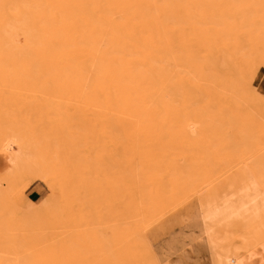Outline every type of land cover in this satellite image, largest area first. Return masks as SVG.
Returning a JSON list of instances; mask_svg holds the SVG:
<instances>
[{"label":"bare ground","instance_id":"6f19581e","mask_svg":"<svg viewBox=\"0 0 264 264\" xmlns=\"http://www.w3.org/2000/svg\"><path fill=\"white\" fill-rule=\"evenodd\" d=\"M261 67L264 0H0V159L8 168L0 201L28 202L27 187L40 179L51 195L19 206L12 224L47 221L64 233L60 245L17 250L13 263L81 264L86 204L104 205L101 182L113 171L107 203L114 204L116 264H132L144 237L133 223L144 212L153 222L174 199L167 183L192 181L171 179L165 167L174 140L164 132L168 113L245 111L264 122V94L253 87ZM12 96H19L15 108L6 101ZM40 98L53 100L50 113L63 125L58 116L38 118ZM198 124L181 126L185 140L203 141ZM105 143L114 170L101 165ZM257 169L195 179L192 228L213 264H264V173ZM140 174L158 177L143 199L131 187Z\"/></svg>","mask_w":264,"mask_h":264},{"label":"rangeland","instance_id":"374dc122","mask_svg":"<svg viewBox=\"0 0 264 264\" xmlns=\"http://www.w3.org/2000/svg\"><path fill=\"white\" fill-rule=\"evenodd\" d=\"M15 82H12V84ZM17 85L19 83L14 84V86ZM253 87L264 94V67L259 70L253 82ZM18 99L19 96H12L6 101L12 108H15ZM39 100L37 106L38 118L48 123V119L58 116L50 113V110L54 109L50 104L53 103L52 99L40 98ZM203 102L205 104V101ZM202 111L198 109L196 112L168 113L164 132L174 140L168 146L171 161L165 162V167L171 179L185 176L191 178L192 181L187 185H179L175 182L171 186L167 183L168 187L174 188L172 191L174 199L160 207L161 210L158 211L159 214L156 216L157 218L153 219V222L148 220V215L144 212L143 215H140L138 223H133L134 226L139 227L144 237L141 239L140 234V243L134 251L132 264H150L152 261H156L155 264H213L209 252L205 250L201 243L200 232L198 229L192 228L193 220L190 218V213H193L190 208H192V202L198 194L194 190L196 177L200 175L211 176L216 178L215 182H218L229 176H236L246 166L257 167L259 172L264 173V159L262 157L264 156V122L255 121L245 111H239V113L230 116L227 112V115L222 116L223 114H218L215 109L214 111L217 114L213 110L206 111L207 114H205L204 109ZM209 111L210 113L213 112V115H209ZM56 119L63 125V119L59 116ZM189 121L200 123L196 128L201 127L202 131L206 132L203 141H201L202 144L197 141L195 143L187 141L181 135V126L186 123L189 124ZM58 122L55 123L59 124ZM210 141H212L213 146L210 145ZM207 147L209 148L208 151ZM16 149L18 148L16 147ZM100 155L102 156L101 165L109 168V170H114L112 146L105 143L101 147ZM258 160H261V162ZM178 169L182 173H179L177 177ZM7 172V166L0 159V180L6 176ZM217 179L218 181H216ZM37 180L33 181L26 189L25 197L28 202H19L18 200L16 204L15 202L0 201V264H15L13 263L15 262V253H19L16 251L22 248L26 249L23 250L25 252H32L41 251L58 243L61 244L64 233L60 232L61 229L55 230L50 222H40L42 225L36 223V226L34 224L26 226L12 224L19 206L31 208L32 203L39 205L51 195L46 183L42 180L41 183L40 179ZM112 180L113 171H111V174L103 176L101 182L102 190L107 191L104 205L100 203L101 201L96 205L93 202L86 204L85 222L79 227L83 234L81 238L82 248L80 247L81 264L117 263V256L119 255L114 250L115 239L113 233L114 204L107 203L113 195V190L110 187ZM157 180V176L140 174L131 181V187L138 190L137 195H140V198L143 199L147 196L146 193L155 189L158 183ZM37 182L40 184L39 186ZM2 187L6 189V183ZM42 192L44 193L42 194ZM240 232V225H234L233 229L230 230L237 243L242 240ZM125 257L122 255V258ZM154 257L158 258L155 259ZM75 258L76 256H73L71 260L74 261Z\"/></svg>","mask_w":264,"mask_h":264}]
</instances>
